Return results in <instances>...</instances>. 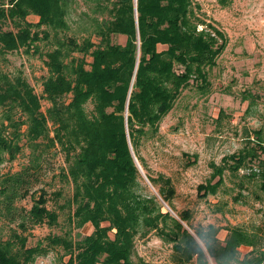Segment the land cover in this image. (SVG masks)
<instances>
[{
  "label": "trees",
  "instance_id": "trees-1",
  "mask_svg": "<svg viewBox=\"0 0 264 264\" xmlns=\"http://www.w3.org/2000/svg\"><path fill=\"white\" fill-rule=\"evenodd\" d=\"M226 46L224 33L205 20L194 0H0V57L23 50L43 58L47 68L42 96L23 77L0 72V165L18 157L23 138L37 151L19 171L0 170V264H31L47 253L41 244L28 246L24 233L30 225L57 224L46 191L30 208L19 202L32 194L43 164L53 171L57 153L67 163L61 175L73 186L69 221L94 228L76 241L49 237L50 245L65 250L66 264H154L134 260L137 235L152 230L173 243L176 264H201L186 226L157 196L140 193L135 157L156 187L160 178L149 173L141 155L144 139L159 133L185 88L193 83L205 91L208 68ZM42 98L50 103L45 111ZM257 139L232 155L236 161L228 167L238 172L259 160V172L243 176L260 178L264 191V141ZM225 169L214 168L205 194H216ZM162 181L157 191L172 207L171 180ZM178 215L195 234L207 232L213 264L234 250L242 264H264L263 228L231 227L222 239V228H194L189 211ZM241 246L251 249L242 255Z\"/></svg>",
  "mask_w": 264,
  "mask_h": 264
},
{
  "label": "rangeland",
  "instance_id": "rangeland-1",
  "mask_svg": "<svg viewBox=\"0 0 264 264\" xmlns=\"http://www.w3.org/2000/svg\"><path fill=\"white\" fill-rule=\"evenodd\" d=\"M194 2L201 6L205 20L224 33L227 46L216 65L208 68L209 84L205 91L193 83L185 88L174 108L163 118L159 133L153 138L144 139L141 155L149 173L160 178V181L155 187L141 172L139 191L144 196H157L164 208L169 210L165 203L169 204L164 203L157 189L164 178H170L174 196L170 202L173 208L169 206L173 212L169 211L174 217L189 211L190 223L194 228H206L213 224L222 228V239L226 238L228 228L235 226L247 229L260 227L264 232L261 179L250 181L243 176L252 171L259 172V160L249 162L238 172H232L228 167V164L232 165L236 161L231 156L255 146L258 136L264 141V0ZM29 19L37 21L38 17L30 15ZM115 41L122 40L119 38ZM0 72L12 78L23 77L39 96L43 95L47 68L40 56L23 50L8 53L0 57ZM41 102L45 111L50 103L44 98ZM3 110L0 107V121ZM19 112L17 110V114ZM22 144L23 151L15 160H6L0 165L2 173L19 171L29 164L31 156H35L37 151H33L25 138ZM259 156L264 159V152L259 151ZM51 158L53 171L46 169L43 164L38 169L40 180L35 182L32 194L19 202L20 206L30 208L34 198L46 191L47 206L59 216L57 224L46 222L30 225L24 231L29 236L28 246L41 244L48 248L46 254L36 256L31 264H66L68 256L65 250L62 246L50 245L49 237L60 235L76 241L94 229L90 223L81 228L70 223L67 201L73 193V186L61 175L67 168L66 159L63 153ZM216 166L226 167L224 182L216 194H205L203 185L209 183ZM0 224H3L2 219ZM13 226L17 227L18 224L14 223ZM172 244L155 230L147 235L138 234L134 260L176 264L171 256ZM250 249L241 246L240 252L244 255Z\"/></svg>",
  "mask_w": 264,
  "mask_h": 264
},
{
  "label": "clouds",
  "instance_id": "clouds-1",
  "mask_svg": "<svg viewBox=\"0 0 264 264\" xmlns=\"http://www.w3.org/2000/svg\"><path fill=\"white\" fill-rule=\"evenodd\" d=\"M187 235L191 238L188 243H194V254H198L201 256V264H213V260L210 259L207 251L211 243V240L208 238L207 232L200 231L196 234H194L193 232H187ZM237 253L238 250H234L231 253H226L221 258L220 264H242V258L239 257Z\"/></svg>",
  "mask_w": 264,
  "mask_h": 264
},
{
  "label": "water",
  "instance_id": "water-1",
  "mask_svg": "<svg viewBox=\"0 0 264 264\" xmlns=\"http://www.w3.org/2000/svg\"><path fill=\"white\" fill-rule=\"evenodd\" d=\"M135 160H136V163H137V165H138V167H139V169H140V171L145 175V173H144V171H143V169H142V167H141V165H140V163H139V161L137 160V158L135 157ZM145 177L147 178V176L145 175ZM148 179V178H147ZM148 181H149V179H148ZM164 203H165V201H164ZM165 205H166V207L171 211V212H173L172 211V209L165 203ZM185 226H186V228L190 231V232H193L194 234H195V232L190 228V227H188L186 224H185V222H183L182 220H181V218L180 217H177Z\"/></svg>",
  "mask_w": 264,
  "mask_h": 264
}]
</instances>
